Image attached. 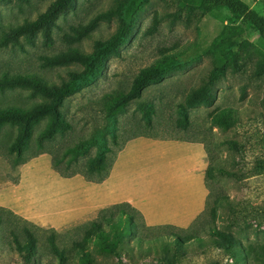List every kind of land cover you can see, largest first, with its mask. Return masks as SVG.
Returning <instances> with one entry per match:
<instances>
[{"label": "rangeland", "instance_id": "obj_1", "mask_svg": "<svg viewBox=\"0 0 264 264\" xmlns=\"http://www.w3.org/2000/svg\"><path fill=\"white\" fill-rule=\"evenodd\" d=\"M51 0H0V34L9 26L33 19ZM137 15L129 38L118 48V56L108 57L95 77L86 85L67 97L61 108L63 116L71 128L56 133L45 147L61 153L72 145L78 137H97L105 140L106 155L112 158L121 144L134 135H149L160 138H183L198 140L206 146V165L213 170L206 178L207 208L192 226L184 229L174 227H148L142 225L140 216L133 213L135 227L125 236L128 244L119 255L97 256V264H245L235 261L231 254L214 245L212 228L233 233L241 244L264 242V73H253L255 62L264 58V47L252 27L244 26L222 10L219 17L201 15L194 2L182 0H140ZM247 5L264 15V0H244ZM114 4V0H74L73 6L57 15L55 25L50 27L53 43L45 46L42 33L35 34L33 44L19 38L17 44L0 47V74L29 73L58 83L66 77L70 67L80 69L77 64L52 68L40 66V55H49L66 48L62 33L70 32L71 26L86 23L93 15ZM192 5V8L189 6ZM117 25L115 19L99 21L90 36L76 42L79 49L91 50L95 38H106ZM231 32V42L246 41L240 49L241 59L235 70L226 69L224 77L212 86L215 100L210 106L185 108L182 104L185 93L201 83L210 66L208 52L213 39ZM233 45V43H232ZM236 48V46H234ZM162 52L171 53L176 65L156 84L146 86L139 98L130 101L114 119L106 117L105 107L111 100L129 87L137 70L150 64ZM235 65V66H236ZM38 96H29L26 90H9L0 93V106L6 103L38 101ZM147 104L151 125L141 118L140 105ZM231 107L236 122L227 129L210 122L213 110ZM186 116V128L174 127L177 120ZM44 120L32 127L28 144L20 158L8 153L5 144L16 132L15 126L4 125L0 130V176L15 179L20 164L41 153L36 145V136ZM231 141L233 144H229ZM52 144H54L52 146ZM203 145V146H204ZM96 145L80 156L81 161L91 157ZM48 155V154H47ZM49 162H50V156ZM38 164H33L37 166ZM218 169L228 171L222 174ZM31 178L32 185L37 184ZM214 208V214L211 209ZM6 216V215H5ZM7 222L18 226L24 220L6 216ZM32 223V222H31ZM36 225V224H35ZM27 227H30L27 225ZM34 229L37 249L43 254L41 264H51L46 254L45 236L49 227ZM53 229V228H52ZM55 230V229H54ZM59 235L56 244L64 249L67 264H77V253L71 241L78 239L79 232L56 230ZM175 236L180 242L173 243ZM5 231H0V264H17L15 255H7L4 250ZM12 256V257H11Z\"/></svg>", "mask_w": 264, "mask_h": 264}, {"label": "trees", "instance_id": "obj_2", "mask_svg": "<svg viewBox=\"0 0 264 264\" xmlns=\"http://www.w3.org/2000/svg\"><path fill=\"white\" fill-rule=\"evenodd\" d=\"M3 1L7 2L9 0ZM73 1L51 0L33 19H25L20 23L9 26L6 31L0 34V47L17 44L19 38H23L29 44H33L35 34L38 31L42 33L43 45H51L53 39L50 27L55 25L54 20L57 15L64 13L73 6ZM182 1L194 2L201 15L207 14L219 17L222 10L227 11L240 24L252 27L261 46L264 47V15L250 8L244 0ZM140 2V0H114L112 6L97 12L86 23L71 26L70 32L62 33L61 39L65 42L66 48L53 54L40 55V66L52 68L73 63L81 68H67L65 70L66 77L58 83L49 82L41 76L29 73L3 72L0 74V93L20 89L28 91L29 96H38L40 98V100L29 104L21 101L0 106V130L6 124L15 126L16 129L13 139L5 144L9 154L14 153L16 158H20L28 144L33 125L43 119L44 124L39 130L35 141L36 145L41 148V153H46L50 156V168L54 172L60 177H71L78 174L84 180L94 183L101 182L107 177L116 153L112 158L107 157L106 151L108 147L104 139L99 141L94 136H81L61 153L57 149L54 150L51 145L49 147L45 146L53 139L56 133L61 134L71 128L69 121L65 119L61 110L64 100L77 92L81 86L89 83L108 57L118 56V48L131 34ZM189 8H192V5ZM111 19L117 21L115 29L106 38L93 39L90 51L86 52L74 45L82 38L90 36V32L99 21H110ZM236 35H238L237 32H231L226 36L222 34L218 38L213 39L208 50L211 57V66L201 83L190 88L185 93L182 101L185 108L199 105L210 106L214 102L213 84L224 77L228 67H231L233 71L238 67L236 62L242 58L240 49L247 44L244 40L239 42H231L229 40L231 39L230 37L235 38ZM175 65V57L171 53L162 52L150 64L139 68L132 76L127 90L113 98L106 105V117L114 119L117 112L121 111L130 101L140 97L142 90L146 86L159 83L165 75L175 68ZM253 73L256 76L264 73V58L255 62ZM140 109L142 112L141 118L144 119L145 124L151 125L148 116L151 109L148 108L147 104L140 105ZM236 120L234 110L231 107L215 109L210 115L211 124L222 129L229 128ZM186 126V116L182 120H177L174 125V127L181 129L186 128ZM136 136L160 138L141 134L134 135L127 138L119 149L127 140ZM199 142L202 143V141ZM228 143L233 144L231 141ZM92 145L97 146L94 154L81 161L80 156L85 154ZM202 145L204 144L202 143ZM203 147L208 152L206 146L204 145ZM26 161V158H21L14 165L23 164ZM212 170V165L208 163L204 171L206 189V178L210 176ZM218 171L222 174H229L228 171L223 169H218ZM207 197L208 194L206 195L204 209L187 227L192 226L196 219L205 211L208 203ZM125 208H129L131 212L138 214L142 220V225L145 224L141 214L136 209L126 202H118L100 208L92 219L66 228V232L76 231L80 233L78 239L71 241L77 253V264H97V256H117L123 248L128 246L125 242V236L130 232L131 228L135 227V222L133 213L126 211ZM211 214H214V208L211 209ZM5 215L21 218L0 206V231H5V247L3 251L8 256L14 254L17 264H41L43 254L37 249V238L34 231V229H38V226L29 221H24V225L18 226L14 222H7ZM27 225L30 227H27ZM155 226L179 228L171 225ZM150 227L154 226L146 228ZM45 231H48L45 236L46 254L52 260L51 264H67L64 249L59 248L56 244V238L59 233L52 228ZM211 234L214 238L212 239L214 245L220 246L224 252L231 254L235 261L243 260L245 264H264V242H247L243 245L238 238L234 237L233 233L223 232L215 227L212 228ZM179 242V237L175 236L173 243L178 244Z\"/></svg>", "mask_w": 264, "mask_h": 264}, {"label": "crops", "instance_id": "obj_3", "mask_svg": "<svg viewBox=\"0 0 264 264\" xmlns=\"http://www.w3.org/2000/svg\"><path fill=\"white\" fill-rule=\"evenodd\" d=\"M205 168L199 141L136 136L116 152L98 183L78 174L60 177L47 154L31 158L19 165L14 180L0 176V206L37 226L62 230L92 219L102 207L126 202L148 226L185 228L204 209Z\"/></svg>", "mask_w": 264, "mask_h": 264}]
</instances>
